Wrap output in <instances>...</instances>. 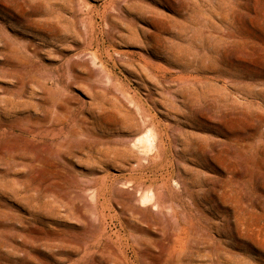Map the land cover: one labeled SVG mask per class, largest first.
Segmentation results:
<instances>
[{
  "label": "rangeland",
  "instance_id": "374dc122",
  "mask_svg": "<svg viewBox=\"0 0 264 264\" xmlns=\"http://www.w3.org/2000/svg\"><path fill=\"white\" fill-rule=\"evenodd\" d=\"M0 264H264V0H0Z\"/></svg>",
  "mask_w": 264,
  "mask_h": 264
},
{
  "label": "bare ground",
  "instance_id": "6f19581e",
  "mask_svg": "<svg viewBox=\"0 0 264 264\" xmlns=\"http://www.w3.org/2000/svg\"><path fill=\"white\" fill-rule=\"evenodd\" d=\"M147 45H149L147 43ZM155 46H158V45H155ZM154 46V48H155ZM151 47H153V45H151ZM159 47V46H158ZM157 47V48H158ZM134 133L137 135V134H141L143 133V128L141 126H137L135 127L134 129ZM159 137H162V134L156 129V127H153L152 130H150V132H148V134L145 135V137L141 140V143L142 144H145V146L147 147H151V148H155V146L153 145V143H155ZM161 148V146H160ZM143 160V158L141 157L138 162L141 163ZM151 162L154 163V165L157 167V168H161V167H164V164L162 162V159H161V156H160V149L156 150L155 152V155L153 158L150 159ZM141 168V167H140ZM151 198V196H150ZM148 199V198H147ZM124 201H127V202H130L131 201V198L130 197H127V198H124ZM150 225H153V224H156L158 225L159 222H156L154 223L153 220H151L149 222Z\"/></svg>",
  "mask_w": 264,
  "mask_h": 264
}]
</instances>
